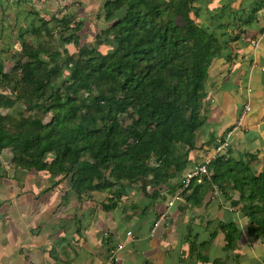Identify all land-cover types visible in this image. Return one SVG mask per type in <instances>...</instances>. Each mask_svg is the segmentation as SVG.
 Returning a JSON list of instances; mask_svg holds the SVG:
<instances>
[{
    "label": "trees",
    "instance_id": "1",
    "mask_svg": "<svg viewBox=\"0 0 264 264\" xmlns=\"http://www.w3.org/2000/svg\"><path fill=\"white\" fill-rule=\"evenodd\" d=\"M35 1L0 0V11H18L21 4ZM196 1L106 0V23L100 24L93 45H81L78 32L84 22L72 26L68 11L59 21L64 31L74 30L65 40L78 50L63 64L55 44L28 43L20 35L25 60L19 58L12 72L0 67V82L15 81L17 95L0 92V109H11L19 100L30 114L0 112V154L9 147L15 167L63 174L79 198L109 191L106 210L117 207L126 186L151 198L163 192L164 200L182 192L186 203L200 206L217 185L232 207L240 206L250 219L247 234L264 238V173L257 174L244 157L218 154L207 163L208 174L192 178L188 187L185 177L170 184L193 163L190 152L207 118L208 70L226 46L198 23ZM29 11L37 12L34 6ZM38 20L32 34L48 33L49 19ZM109 37L114 48L104 53L100 46ZM64 68L70 76L57 87ZM229 189L238 191L239 198L232 199ZM220 230L227 255L244 236L236 221L222 219L209 239L198 238L199 260H211L204 251ZM228 258L212 264H227Z\"/></svg>",
    "mask_w": 264,
    "mask_h": 264
},
{
    "label": "crops",
    "instance_id": "2",
    "mask_svg": "<svg viewBox=\"0 0 264 264\" xmlns=\"http://www.w3.org/2000/svg\"><path fill=\"white\" fill-rule=\"evenodd\" d=\"M91 1L36 0L19 8L28 3L31 9L34 6L38 13L25 12L36 22V17L47 18L43 11H60L63 5L67 11H97L94 3H103ZM262 1L198 0V23L226 41V46L208 70L207 118L197 133V147L190 152L193 163L171 185L218 154L236 160L244 157L257 174L264 173ZM217 190H210L200 206H191L184 198L169 207L172 198L164 200L163 192L151 198L135 186H126L117 207L106 210L109 191L79 198L63 174L5 164L0 167V264H99L121 243L124 247L117 253L118 260L110 264H212L227 256L228 264H264V238L247 234L250 219L240 206L232 207L218 186ZM229 195L238 199L240 194L229 189ZM214 213L218 221H236L244 236L227 255L220 230L204 251L211 260H199L198 238L209 239L217 228L210 218Z\"/></svg>",
    "mask_w": 264,
    "mask_h": 264
},
{
    "label": "rangeland",
    "instance_id": "3",
    "mask_svg": "<svg viewBox=\"0 0 264 264\" xmlns=\"http://www.w3.org/2000/svg\"><path fill=\"white\" fill-rule=\"evenodd\" d=\"M10 0H8L9 2ZM103 1V3H94L97 6H93L94 9H98L97 11H69V14H72V17H74L75 22L72 23V26H75L76 22L83 21L84 24L82 26V29L78 32L80 33V40L81 45L89 44L93 45L96 41V35L100 32L101 28L103 27L100 25L101 23L105 24L104 16V2L106 0H100ZM93 3V0L91 1ZM34 5V4H32ZM194 6H198V0L195 2ZM25 7V8H24ZM64 11H50L48 14L47 12L43 11V14H46L47 19H49V24H52L51 29L49 30V34L45 32H41L40 34H32L31 30L34 25V22L29 19V16L27 15L28 10L31 9V5L28 3L22 8H19L18 11H0V67L3 66V70L5 72H12L14 65L17 63L19 58H23L25 60V52L21 47L19 36L22 34L24 35V40L28 43H34L38 44L40 41H50L52 45H56V49L60 51V55L58 57L59 63L63 64L67 61L68 56L70 54L76 53L78 50V47L74 45L72 42H66V37H68L70 34L74 32V30L70 29L68 31H64L63 26H61L60 21L61 18L68 13V11L65 9V6L63 5ZM9 9V7H7ZM26 10V12H25ZM66 10V11H65ZM23 11V12H22ZM17 12L18 15H17ZM2 13H4L2 15ZM98 14L101 15V18H97ZM55 16L54 19H52ZM4 17V18H3ZM26 17V18H25ZM39 17H36V22L40 21L38 20ZM32 22V23H30ZM59 23V24H58ZM108 24V23H107ZM56 26V27H54ZM54 27V28H53ZM110 41L105 42L103 45L100 46V50L102 52L110 51L114 48V46L110 43H114L111 38H107ZM8 43H10L8 45ZM42 57L44 59H48V56L46 54H43ZM49 60V59H48ZM19 73V72H18ZM70 72L68 69L64 68V74L61 76L56 82L55 85L57 87L62 86L63 83L69 78ZM20 77V73L18 74V78ZM15 81L11 82H0V92L4 93L6 95H11L13 98H16V86ZM1 113L11 112L15 115H18L19 112H24L26 114H30L28 110L26 109L25 104H23L22 101H17V103L11 108V109H0ZM49 117L45 119L47 121ZM0 154V164L2 162V166L5 167V164H8V167H15L10 157L11 152L9 147H5V149ZM5 153V154H3ZM8 153V155H6ZM8 160H10V165ZM51 159H48L50 161ZM57 179H61L60 176H58ZM214 215L210 214V218L213 222V228L215 229V226L218 225V219ZM209 216V214H208ZM212 231V229L210 230ZM211 233V232H210ZM226 253V250H224ZM224 262V261H223ZM223 264V263H222ZM228 264V262H227Z\"/></svg>",
    "mask_w": 264,
    "mask_h": 264
},
{
    "label": "built area",
    "instance_id": "4",
    "mask_svg": "<svg viewBox=\"0 0 264 264\" xmlns=\"http://www.w3.org/2000/svg\"><path fill=\"white\" fill-rule=\"evenodd\" d=\"M247 109H249V107H247ZM225 147V146H224ZM223 146L221 148H219L218 150H222L224 148ZM210 160L206 161L204 164L200 165L199 167H196L195 169H193L192 171H190L186 176H185V181H184V188L188 187L189 183L191 182V179L196 177V176H200V175H205L208 174V168H207V163H209ZM214 191H218L217 190V186L214 185ZM183 198L182 196V192L177 193L176 195H174L172 197V199L169 202V207H172L175 203L181 201ZM164 218V214L161 215V217L156 221L155 225H159L160 222H162V219ZM128 235L132 236V231H128L127 232ZM124 247V244H118L116 248H113L110 251L109 257L107 259L106 262H102L99 264H110L112 262H115L118 260V256L117 253L118 251H120L122 248Z\"/></svg>",
    "mask_w": 264,
    "mask_h": 264
},
{
    "label": "clouds",
    "instance_id": "5",
    "mask_svg": "<svg viewBox=\"0 0 264 264\" xmlns=\"http://www.w3.org/2000/svg\"><path fill=\"white\" fill-rule=\"evenodd\" d=\"M182 196H183V194H182ZM184 199V196H183V198H182V200ZM180 202V201H179Z\"/></svg>",
    "mask_w": 264,
    "mask_h": 264
}]
</instances>
